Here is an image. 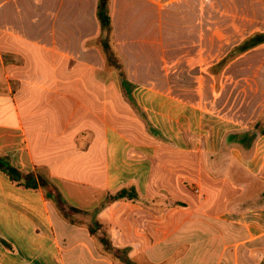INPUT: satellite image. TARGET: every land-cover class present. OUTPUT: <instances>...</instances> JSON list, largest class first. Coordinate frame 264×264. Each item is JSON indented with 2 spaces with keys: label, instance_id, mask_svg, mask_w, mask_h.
Returning <instances> with one entry per match:
<instances>
[{
  "label": "crops",
  "instance_id": "obj_1",
  "mask_svg": "<svg viewBox=\"0 0 264 264\" xmlns=\"http://www.w3.org/2000/svg\"><path fill=\"white\" fill-rule=\"evenodd\" d=\"M98 3L0 0V264H123L103 237L151 264L184 247L197 264H261L264 98L201 70L199 0H176L190 36L172 48L167 0H109L121 86ZM50 189L82 211L66 217Z\"/></svg>",
  "mask_w": 264,
  "mask_h": 264
},
{
  "label": "rangeland",
  "instance_id": "obj_2",
  "mask_svg": "<svg viewBox=\"0 0 264 264\" xmlns=\"http://www.w3.org/2000/svg\"><path fill=\"white\" fill-rule=\"evenodd\" d=\"M175 2L176 0H167L166 3L172 15L169 18L172 19V23L174 24L170 28L171 31L169 28L167 30L168 45L170 48H172V45L175 46L179 39H184L189 35L188 31H184L180 27L179 21L177 24L175 22L176 17L178 19L181 17L178 13L179 11L174 7L176 5ZM160 4L161 2L159 4L155 3L156 6ZM199 6L201 26L199 53L201 70L206 68V70L219 76L217 79L219 85L223 82L232 89L242 88L249 94H255L258 98H264V44L241 55H237L234 58H229V54H231L232 49L237 44L256 32L264 31V0H199ZM152 18V21H156L159 19V16L153 12ZM208 26H210V29L207 28ZM157 34V30H151L148 32L150 38L148 35L147 38L154 40L157 38ZM108 53H110L109 50ZM172 54L173 56L171 58L174 60L169 61L171 65L180 59L182 55L178 52H173ZM190 54L191 51L190 53L184 52L185 56ZM223 59H226V61ZM169 64L168 66L170 67ZM208 64L211 65L208 66ZM223 71L227 72L226 76H223ZM177 80L179 81V79L170 78L168 82L174 85ZM185 80L187 79H183L182 81ZM125 82L124 85H127ZM260 105L262 107L264 101ZM263 129L264 113L255 124L254 130L261 133ZM243 241L242 239L233 240L230 245L233 247L232 250L234 251L238 243L242 246L244 244ZM253 245L251 244L250 247H253ZM248 247L244 245L246 254L247 250H249ZM180 251L182 252L181 254L171 256L165 264H197L196 255H187L185 256L186 258H183L185 255L184 252L187 251L186 247L182 250L180 249ZM257 259L261 260V264H264V255L262 257L258 255ZM140 260L144 261L143 259ZM225 263L227 264V259H225Z\"/></svg>",
  "mask_w": 264,
  "mask_h": 264
},
{
  "label": "trees",
  "instance_id": "obj_3",
  "mask_svg": "<svg viewBox=\"0 0 264 264\" xmlns=\"http://www.w3.org/2000/svg\"><path fill=\"white\" fill-rule=\"evenodd\" d=\"M97 16L98 19L101 23L102 30L104 33V40H103V48L105 50V54L107 56L108 64L111 66H114L120 71L121 75V83L123 87H131L133 84L129 82L126 77H124V72L122 69V62L120 61V58L115 54V52L111 49L110 46V34L112 31V21H111V15H110V10H109V0H99L98 7H97ZM261 44H264V31H259L256 32L247 38H245L242 42L237 44L231 51V54H229V58H234L237 55H241L252 48H255ZM108 50L110 53H108ZM226 61V59H223ZM223 61V62H224ZM122 69V70H121ZM126 79V80H125ZM126 81V82H125ZM124 82L127 85H124ZM131 83V85H130ZM261 133L264 134V129L261 130ZM10 175L11 177L19 182H23V184L31 187H37L39 182L42 185H47V182L45 180H42L37 177L36 174L34 173H26L15 166L11 165L10 163L6 162V164L3 167ZM48 196L53 199L59 209L62 211V213L66 216H75L76 214H79L82 210H80L77 207L69 205L68 201L66 198L62 195V193L58 190H49ZM129 196L132 198V194H128L127 189H123L118 195L115 196V198H121ZM97 226H101V224H97L96 226H91L90 230L92 234L97 233ZM101 240L104 242L105 245H107V248L109 250H114V257L119 258L120 262L123 264H151L148 263L147 261H141V258H134L130 256V248H113L112 244L109 242V240L106 237L101 238ZM165 264V263H163Z\"/></svg>",
  "mask_w": 264,
  "mask_h": 264
}]
</instances>
